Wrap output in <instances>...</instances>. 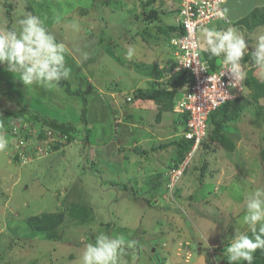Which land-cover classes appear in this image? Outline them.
<instances>
[{
	"label": "rangeland",
	"instance_id": "rangeland-1",
	"mask_svg": "<svg viewBox=\"0 0 264 264\" xmlns=\"http://www.w3.org/2000/svg\"><path fill=\"white\" fill-rule=\"evenodd\" d=\"M141 2L147 0H0V29L14 28L25 14L39 16L66 45L71 91L82 81L89 99L86 123L80 119V97L61 87L27 90L0 65V107L9 108L0 114H7V123L14 126L13 132L5 131L8 148L0 151V264H79L84 244L98 232L138 242L124 257L126 264H191L199 257L200 243L202 250L210 249L203 254L211 264H221L220 259L228 264L224 252L229 241L236 229L246 230L244 195L264 186V97L256 103L246 90L249 97L240 103L248 100L251 105L239 119L228 122L223 135L234 139L237 150L211 140L210 122L208 136L189 158L184 176L172 191L168 189V167L180 155L171 143L182 137L174 116L166 113L158 121L159 104L136 101L134 96L173 76L172 35L156 26L175 24L176 3L165 7L158 0L149 6ZM154 11L151 24L146 23ZM215 26L235 28L250 44L264 32V26L255 31L237 24ZM250 51L243 60L246 70L254 67ZM85 52L86 60L81 55ZM155 67L160 73L151 71ZM256 74L264 81V70L256 68ZM25 110L73 123V136L66 135L58 150L44 155L46 146L41 143L48 131L29 126ZM115 110L120 121L125 122V113L132 119L120 127L117 140ZM105 132L111 144L105 143ZM139 140L143 145H137ZM140 147L148 151L147 161L133 151ZM60 213L64 222L53 231L38 232L28 225L32 217Z\"/></svg>",
	"mask_w": 264,
	"mask_h": 264
},
{
	"label": "clouds",
	"instance_id": "clouds-1",
	"mask_svg": "<svg viewBox=\"0 0 264 264\" xmlns=\"http://www.w3.org/2000/svg\"><path fill=\"white\" fill-rule=\"evenodd\" d=\"M227 13L228 9H224L220 15L227 16ZM228 19L231 23V19ZM216 23L223 25L224 21H215L199 31L198 48L209 59L219 58L221 77L228 74L235 84L246 79L243 60L249 48L252 64L264 70V32L256 35L250 44L235 28L217 30L210 27ZM67 51L66 45L59 42L36 15L25 14L17 20L14 28L0 29V65H5L6 70L27 90H33L34 86L59 90L60 82L67 80L71 73L66 64ZM133 54L134 49L130 48L128 56ZM81 55L84 60L88 58L86 52ZM8 146L7 136L0 132V151ZM241 207L242 223L246 230L236 229L235 237L229 241L224 252L228 264H253L256 251L264 250V186L247 191ZM137 243L123 236L98 232L93 241L84 244L79 264H126L124 257L128 250L136 248Z\"/></svg>",
	"mask_w": 264,
	"mask_h": 264
},
{
	"label": "trees",
	"instance_id": "trees-1",
	"mask_svg": "<svg viewBox=\"0 0 264 264\" xmlns=\"http://www.w3.org/2000/svg\"><path fill=\"white\" fill-rule=\"evenodd\" d=\"M179 5H180V0H177ZM9 16L11 14V10L13 9V5H9ZM156 12L154 11L152 14L147 15L146 23L151 24V19L155 16ZM146 15V14H145ZM161 24V23H159ZM229 24H237V26H241L244 27L248 30H256L257 28L264 26V7H258L253 9L247 16L243 17L242 19H240L239 21H237L236 23H229ZM228 23H223L224 26L229 25ZM151 26V25H150ZM161 32L162 29L167 30L171 36V38H173L176 34L179 33H184L183 32V26H180V24L178 26H165L164 25H157L156 26ZM11 25H9V29H11ZM200 35V33H199ZM172 40V39H171ZM170 40V44L171 43ZM172 48L173 51L175 49V46L172 44ZM201 56L204 60L207 61V63L209 64L210 68L212 71L217 70L221 65L219 63V58H211L209 59L207 54L204 53L202 50H200ZM256 66L249 68L246 70L247 72V77L245 79V88L246 90H251V94L250 97L252 98L251 100H253L256 103H259V101L261 100V98L264 97V81L260 80L257 77L256 74ZM155 71L156 73H160V68L155 67L152 68L151 71ZM172 70V69H170ZM84 80V79H83ZM192 77L191 75L188 73V71H180L179 73H177L176 75H173L172 77H169V80L166 81V83H160V81H158L156 84L153 85V87H151L150 89H139L136 93L135 96L136 99L139 100H143V101H154L157 104H159V111H158V121H160L162 119V116L167 113V112H173L175 109V106L177 104V101L183 96L182 91L184 90L187 91L188 88L191 86L192 84ZM165 82V81H164ZM82 81L80 83L79 89L75 90V91H71V84L70 81L67 80H62L60 82V87L61 88H66V91L70 92L72 95L78 96L83 100V107L81 110V115H80V119L83 122L87 123V115L89 113V99L87 97V95L85 94L83 87H82ZM8 96V94H6ZM240 99V98H239ZM239 99L233 101V102H229L226 103L225 105L221 106L218 110H216L215 112L212 113L209 123L212 122L214 129L212 131V135L210 136L211 140L214 142H219L222 145H227L229 144V141L227 139V137H224L223 132L226 131V127L228 122H231L232 120L235 121L236 119H239V114L240 112L246 107H248V105L250 104V101L245 100L243 103H240ZM131 101H128V103H131ZM251 105V104H250ZM24 112V111H23ZM26 114H29L28 116V123L30 124L29 126H39L41 128V132H45V129H55V130H59V132L62 133L63 136H73V132L75 131V126L73 125V123H64V122H60L56 119H53L51 117L48 116H43L39 113H32L31 111H27L25 110ZM119 111H114L113 116L115 119L114 125H113V131L115 133L114 139L117 140L116 136L119 135V131H120V127L123 126V124H127V122L132 121V119L129 117L128 113H125V115L123 116L122 120L124 119V121H120V116L118 115ZM179 115V114H178ZM132 116V115H131ZM182 116V115H181ZM116 120H119L116 122ZM187 118L185 116H182V124L184 126V128L186 127V122ZM97 122L94 123V125ZM134 123V121H133ZM136 123V122H135ZM39 128V127H38ZM43 128V130H42ZM8 129L11 130L13 132L14 130V126L13 124H9L8 125ZM176 130H178V128H176ZM9 131V132H11ZM209 133V130H208ZM89 134V133H88ZM85 136V139L88 140L90 139V137H88L89 135ZM107 132H105L104 134V141L105 143H110L111 141L108 140L109 136H107ZM24 137V135H23ZM25 139V138H24ZM90 141V140H89ZM204 143V142H203ZM202 143V144H203ZM172 145H174L175 147H178L179 149V157L176 159L174 158L173 162H171V164L169 165V169L171 170L172 168L178 167L182 162H184V160L187 157V154L191 151V148L193 146V142L192 141H187L185 139L182 138L181 141L179 142H172ZM164 146V148L168 147L167 145H162ZM230 150H233L234 146L231 143L230 145H228ZM59 147V146H58ZM158 150V148H152V151ZM135 153L145 156L146 154H148V151L146 149L144 150H140V149H135L133 150ZM120 153V150L119 152ZM118 157V156H117ZM262 159H264V154L262 156ZM206 166H203L202 168V175L204 174ZM168 174V173H167ZM162 176H159V179H161ZM160 183V182H159ZM154 186H158V184H154ZM124 189H129L130 187H132L131 185L127 186L124 185L123 186ZM131 190H135V188H130ZM65 216L64 213H60V214H45L41 217L37 216V217H32L28 220V225L30 226L31 229H33L34 231H38V232H50L55 230L56 228L60 227L63 222H64ZM260 253H263L264 255V250H257L255 254H259V256H256L254 254V261L253 264H264V256H261Z\"/></svg>",
	"mask_w": 264,
	"mask_h": 264
},
{
	"label": "built area",
	"instance_id": "built-area-1",
	"mask_svg": "<svg viewBox=\"0 0 264 264\" xmlns=\"http://www.w3.org/2000/svg\"><path fill=\"white\" fill-rule=\"evenodd\" d=\"M227 1L180 0L179 18L184 33L176 34L171 40L175 46V65L172 68V75L185 70L191 75L193 81L188 90L177 101L174 111L176 114L187 118L186 127L181 132V137L187 141H192L193 146L184 162L168 172L169 183L167 188L171 191L188 169L189 158L207 138L212 113L226 103L237 100L245 91V80L235 84V81L228 74L221 77V66L212 71L207 61L202 58L198 48L199 31L202 28L218 20L230 23L226 15H220ZM47 131L46 137L41 143V145L46 146L42 149L44 155L48 154L47 151L49 150H58V146L66 139V136L57 135L51 129H47ZM23 139H21V145L24 143ZM48 139L49 143L46 141Z\"/></svg>",
	"mask_w": 264,
	"mask_h": 264
},
{
	"label": "crops",
	"instance_id": "crops-1",
	"mask_svg": "<svg viewBox=\"0 0 264 264\" xmlns=\"http://www.w3.org/2000/svg\"><path fill=\"white\" fill-rule=\"evenodd\" d=\"M155 2H156V0H147V2H145V4L143 2H141V3H143V5H145V6H149V5L154 4ZM158 2L160 3V5L164 4V6L165 5L166 6L167 5H171V4H173L172 2H175L176 3V7L173 9L176 12V14H175V17H176L175 24L170 25V23H168L169 25H167V26H177L178 25V19H179V15H178L179 3H178V1L177 0H175V1L174 0H158ZM258 7H264V0H228L227 3L224 6V9H228L227 16L231 19L232 23H236L237 21H239L243 17L247 16L253 9L258 8ZM156 10H157V7H156ZM160 13L162 14V12H160ZM163 18L165 19V22H169V20H170V18H168V17H166V18L163 17ZM212 27H215L216 28L217 26H215V24H213ZM244 95L245 94H243V95L240 96L241 98L239 99V101L242 99V97H249L248 95H245V96ZM135 100L137 101L139 99H135ZM139 101L140 102H145L143 100H139ZM1 110H6L5 112L7 113V111L9 110V108L6 107V106L5 107L2 106V107H0V112H1ZM167 113H169L171 116H174L173 117V122L175 123V128H178L177 131H179L180 132V135H181V132L184 129V126L182 124V116L181 115H178V114H176L174 112H167ZM7 116H8L7 114H5V116L0 114V132H3L4 134H5V131L8 128V125H9L7 123V121H8V117ZM228 130H229V126L226 127V131L225 132H227ZM142 133H143V131H141V135H145L146 134L145 132H144V134H142ZM151 135H152V133H151ZM151 135H149V136L152 137ZM233 140L234 139H230L229 144H228V145H230L231 143L233 144L234 148H233V150H231L232 152H234V150H237L239 148V146ZM138 142L139 143L137 145H143V143H141L143 141L139 140ZM251 144H253V146H254V143H251ZM137 145H135V146H137ZM128 147L129 148H133L132 146H130V143L128 144ZM256 148H257V146H255V149ZM138 149L144 150L143 147H140ZM144 160L147 161V159L145 158V156H144ZM227 189L228 188H226V190Z\"/></svg>",
	"mask_w": 264,
	"mask_h": 264
},
{
	"label": "water",
	"instance_id": "water-1",
	"mask_svg": "<svg viewBox=\"0 0 264 264\" xmlns=\"http://www.w3.org/2000/svg\"><path fill=\"white\" fill-rule=\"evenodd\" d=\"M205 250H207V249L205 248ZM205 250H202L201 243H200L198 245L199 258L197 259V261H195L194 263H191V264H207L206 256L203 254V252Z\"/></svg>",
	"mask_w": 264,
	"mask_h": 264
},
{
	"label": "flooded vegetation",
	"instance_id": "flooded-vegetation-1",
	"mask_svg": "<svg viewBox=\"0 0 264 264\" xmlns=\"http://www.w3.org/2000/svg\"><path fill=\"white\" fill-rule=\"evenodd\" d=\"M199 245V244H198ZM205 248L207 249V250H205ZM203 250H205L204 252L205 253H207L208 252V254H209V252H210V249H209V251H208V248L207 247H204L203 248ZM208 254H204L205 256H206V260H207V262H208V264H211V260H210V258H209V256H208ZM219 257H217V259H218ZM221 264L223 263L222 261H221V259L220 260H218Z\"/></svg>",
	"mask_w": 264,
	"mask_h": 264
}]
</instances>
